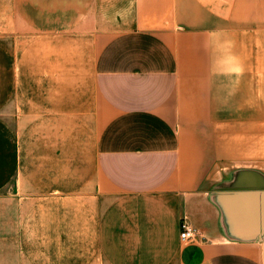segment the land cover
I'll return each instance as SVG.
<instances>
[{
    "label": "crops",
    "instance_id": "obj_1",
    "mask_svg": "<svg viewBox=\"0 0 264 264\" xmlns=\"http://www.w3.org/2000/svg\"><path fill=\"white\" fill-rule=\"evenodd\" d=\"M34 7L0 105V240L21 249L38 208L70 244L74 210L81 252L2 264H264V0Z\"/></svg>",
    "mask_w": 264,
    "mask_h": 264
},
{
    "label": "rangeland",
    "instance_id": "obj_2",
    "mask_svg": "<svg viewBox=\"0 0 264 264\" xmlns=\"http://www.w3.org/2000/svg\"><path fill=\"white\" fill-rule=\"evenodd\" d=\"M38 2V0H35ZM41 10V11H40ZM47 9H36L34 7V0H0V105L1 99H4L5 81L11 80L12 72L15 70L13 65L15 63L14 48L16 49L19 39L21 41L29 40L34 37V31L40 30L43 26L47 25V19H34L35 16L47 17ZM41 22V26L35 27L37 22ZM35 27V28H34ZM41 171V169H39ZM4 190L5 192H10ZM5 194V193H4ZM50 214L48 216L47 214ZM70 225L75 229H71V241L70 244L64 242V237L61 232H56L53 235V240L50 245H47L45 231L47 225V219L53 222H60L61 216L47 212L43 209L37 208V220L38 225L37 232H31L24 234L22 248L16 250H6L4 244L2 245L0 240V264L5 263V259H15V254L22 252V257L25 262L30 260L38 262V258L42 259L47 256L59 257L69 255L72 261H78L81 249L78 246L77 231H76V215L74 210L69 211ZM22 223L26 226L30 224L29 217H27V211H22ZM14 221L13 217V203L12 201L0 202V228L10 225ZM40 225H45L44 228H40ZM31 236L32 239H31ZM21 250V251H20ZM13 253V255H11ZM20 259V258H19ZM29 264V263H28ZM73 264H75L73 262Z\"/></svg>",
    "mask_w": 264,
    "mask_h": 264
},
{
    "label": "built area",
    "instance_id": "obj_3",
    "mask_svg": "<svg viewBox=\"0 0 264 264\" xmlns=\"http://www.w3.org/2000/svg\"><path fill=\"white\" fill-rule=\"evenodd\" d=\"M182 234L181 239L182 240H188V238L194 237L196 234V230L192 229L188 224L186 225L183 223L181 226Z\"/></svg>",
    "mask_w": 264,
    "mask_h": 264
}]
</instances>
